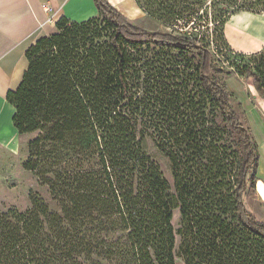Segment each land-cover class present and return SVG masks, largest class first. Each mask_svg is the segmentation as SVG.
<instances>
[{"label":"trees","instance_id":"16d2710c","mask_svg":"<svg viewBox=\"0 0 264 264\" xmlns=\"http://www.w3.org/2000/svg\"><path fill=\"white\" fill-rule=\"evenodd\" d=\"M94 2L96 16L62 17L30 45L7 93L16 132L33 135L23 169L55 209L31 192L29 209L0 210V264H264V223L245 201L259 180V148L200 31L212 24L239 53L226 26L241 13L264 15V0H135L167 32ZM239 54L264 99V47ZM227 130L238 163L226 157ZM147 138L168 157L173 186Z\"/></svg>","mask_w":264,"mask_h":264},{"label":"rangeland","instance_id":"374dc122","mask_svg":"<svg viewBox=\"0 0 264 264\" xmlns=\"http://www.w3.org/2000/svg\"><path fill=\"white\" fill-rule=\"evenodd\" d=\"M116 8L130 13L124 14L134 25L141 29L149 31L167 32L172 31L159 21H156L142 12H135L132 0H125L120 3L119 0H109ZM95 3V2H94ZM228 29L229 38H233V29L242 38L247 37L248 43L253 48L260 50L264 47V15L253 13H241L231 17ZM200 31L209 36L210 47L217 55L221 63L225 65L226 71L217 73L218 80L226 84L229 90L234 94L232 105L238 112L241 121L246 125L260 152L259 168L257 176L259 180L254 188L247 191L245 198L249 210L264 223V99L260 98L254 87L253 80L246 78L243 74L249 62L242 54H252L258 51L250 52V49H238L239 53H234L226 48L223 37L214 30L212 24L202 23ZM256 35L258 38L249 35ZM241 38V39H242ZM233 41H236L232 39ZM243 40V39H242ZM242 47V46H241ZM244 48V46H243ZM259 50V49H258ZM259 50V51H260ZM237 52V51H236ZM25 62V60H24ZM232 71L236 75L230 76L226 72ZM33 135L21 136L15 133L9 142L0 147V210L5 211L9 208H16L25 211L30 207L31 192L39 193L55 209L54 203L48 192V188L40 185L37 178L23 169V162L28 157V142ZM226 157L234 161H239L241 149L237 138L230 131H226L223 138ZM145 150L148 155L159 165L164 177L173 186L174 179L172 167L168 157L162 153L151 138L144 141ZM230 160V159H229ZM236 163V162H235ZM234 163V164H235ZM236 163V164H237ZM236 169V166L234 167ZM181 222L180 209L174 211L173 224L176 228ZM180 245V238L177 241V247ZM177 264H183L181 259Z\"/></svg>","mask_w":264,"mask_h":264},{"label":"crops","instance_id":"0c3cea01","mask_svg":"<svg viewBox=\"0 0 264 264\" xmlns=\"http://www.w3.org/2000/svg\"><path fill=\"white\" fill-rule=\"evenodd\" d=\"M132 3L133 8L135 5L136 13L142 12L135 0H132ZM97 14L94 0H0V147L12 140L13 135L17 133L12 122L14 108L7 102L6 97L10 90L18 87L27 69L25 57L27 49L39 37L53 33L60 18L84 21ZM230 27L233 26L229 24L226 26L225 34L235 51L250 48H252L250 52L260 50L261 43L259 50L255 49L248 43L247 37L242 38L238 33L229 38ZM249 33L258 38L255 34Z\"/></svg>","mask_w":264,"mask_h":264},{"label":"bare ground","instance_id":"6f19581e","mask_svg":"<svg viewBox=\"0 0 264 264\" xmlns=\"http://www.w3.org/2000/svg\"><path fill=\"white\" fill-rule=\"evenodd\" d=\"M235 33H237V32L233 29V35H235Z\"/></svg>","mask_w":264,"mask_h":264}]
</instances>
